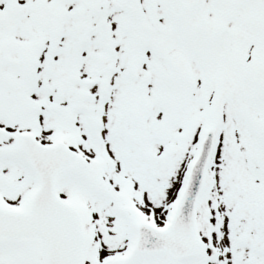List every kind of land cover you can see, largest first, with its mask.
<instances>
[{
    "label": "snow or ice",
    "instance_id": "1",
    "mask_svg": "<svg viewBox=\"0 0 264 264\" xmlns=\"http://www.w3.org/2000/svg\"><path fill=\"white\" fill-rule=\"evenodd\" d=\"M0 264H264V0H0Z\"/></svg>",
    "mask_w": 264,
    "mask_h": 264
}]
</instances>
